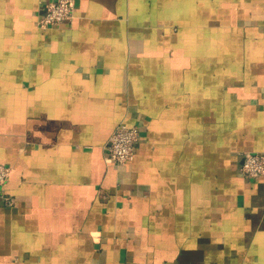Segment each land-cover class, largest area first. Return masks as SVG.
I'll list each match as a JSON object with an SVG mask.
<instances>
[{
    "label": "crops",
    "instance_id": "0c3cea01",
    "mask_svg": "<svg viewBox=\"0 0 264 264\" xmlns=\"http://www.w3.org/2000/svg\"><path fill=\"white\" fill-rule=\"evenodd\" d=\"M48 1L0 0V264H264V0Z\"/></svg>",
    "mask_w": 264,
    "mask_h": 264
},
{
    "label": "built area",
    "instance_id": "2783aa9c",
    "mask_svg": "<svg viewBox=\"0 0 264 264\" xmlns=\"http://www.w3.org/2000/svg\"><path fill=\"white\" fill-rule=\"evenodd\" d=\"M76 0H49L44 12L38 17L37 25L42 30L72 21L75 17ZM140 137V127L136 124L119 122L110 135L106 150L115 165L126 164L135 153L136 143ZM242 173L247 177L264 175V150L245 151L242 153ZM11 166L0 163V195L7 205H13L15 198L4 187L11 175Z\"/></svg>",
    "mask_w": 264,
    "mask_h": 264
},
{
    "label": "water",
    "instance_id": "95a60500",
    "mask_svg": "<svg viewBox=\"0 0 264 264\" xmlns=\"http://www.w3.org/2000/svg\"><path fill=\"white\" fill-rule=\"evenodd\" d=\"M242 162H243V159H242Z\"/></svg>",
    "mask_w": 264,
    "mask_h": 264
}]
</instances>
